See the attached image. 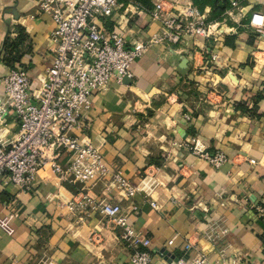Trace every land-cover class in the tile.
Here are the masks:
<instances>
[{"label": "crops", "instance_id": "obj_1", "mask_svg": "<svg viewBox=\"0 0 264 264\" xmlns=\"http://www.w3.org/2000/svg\"><path fill=\"white\" fill-rule=\"evenodd\" d=\"M260 2L248 0L243 11L219 25L214 38L153 46L133 64V80L113 81L93 97L85 128L76 135L138 185L134 196L107 190L106 181L60 182L49 168L37 174L28 193L0 188V218L7 209L21 212L11 223L13 235L0 227V264H131L120 230L89 206L74 204L84 196L119 204L151 240L155 264L168 263L164 250L177 259L194 258L197 252L187 251L188 244L212 262L224 251L229 262L264 264V226L255 217V206L264 205V36L254 37L245 26L252 12L264 13ZM116 18L131 43L147 42L161 29L151 12L132 5L120 8ZM19 27L29 34L32 52L16 66L26 67L36 85L53 62L54 24L39 12L37 0H0V75L9 71L4 44L17 37ZM17 132L9 116L0 136L13 139ZM157 150L165 159L161 175L141 180L157 169L148 163ZM201 153H223L227 162L217 169ZM211 226L217 244L205 237Z\"/></svg>", "mask_w": 264, "mask_h": 264}, {"label": "built area", "instance_id": "obj_2", "mask_svg": "<svg viewBox=\"0 0 264 264\" xmlns=\"http://www.w3.org/2000/svg\"><path fill=\"white\" fill-rule=\"evenodd\" d=\"M37 2L39 12L54 24L51 32L54 58L45 75L38 77L36 85L26 69H9L0 75V127L7 124L9 116L18 126L13 139L0 136V188L14 187L28 193L35 189L37 174L49 168L60 182L87 186L106 181L107 190L117 188L132 197L139 192L138 186H133L121 171L112 170L100 149L90 140L81 141L76 135V131L85 128L93 97L106 92L113 81L133 80V64L153 46H179L188 37L214 38L219 25L226 20L208 23L205 13L192 2L157 0L153 1L151 16L160 23V32L147 42L131 43L116 17L118 10L126 6L141 10L134 3L124 5L120 0ZM237 11L241 12L243 8L238 2H232L226 15L232 18ZM245 26L257 38L263 37L264 13L252 12ZM216 58L211 55L212 62ZM189 117L185 116L186 119ZM186 143L192 149V140ZM202 157L217 169L227 162L223 153H205ZM77 203L101 213L120 230L121 240L132 249L131 264H155L151 240L133 227L129 214L123 212L119 204L92 201L88 196L74 202ZM151 206L158 208L156 202H151ZM132 212L137 213L138 208L132 207ZM17 217L18 214L8 213L0 218V227L8 235H13L11 223ZM255 217L264 226V205L255 206ZM217 233L211 226L205 237L217 244ZM186 250L197 252V256L188 261L179 259L177 264L242 262L226 261L224 251L220 252V261L212 262L193 244H188Z\"/></svg>", "mask_w": 264, "mask_h": 264}, {"label": "trees", "instance_id": "obj_3", "mask_svg": "<svg viewBox=\"0 0 264 264\" xmlns=\"http://www.w3.org/2000/svg\"><path fill=\"white\" fill-rule=\"evenodd\" d=\"M124 5L134 3L139 6L141 11L151 12L154 8L153 0H120ZM194 6L201 13H206L208 23H217L227 20L226 12L232 8V2H238L241 7L248 5V0H191ZM257 35L255 34L254 37ZM32 52V42L29 34L21 27L18 28L16 38H8L3 47V63L9 69L22 68L23 65L16 66L21 63L23 58Z\"/></svg>", "mask_w": 264, "mask_h": 264}, {"label": "rangeland", "instance_id": "obj_4", "mask_svg": "<svg viewBox=\"0 0 264 264\" xmlns=\"http://www.w3.org/2000/svg\"><path fill=\"white\" fill-rule=\"evenodd\" d=\"M261 2V4H260V7H263V9H264V0H260ZM228 18V17H227ZM227 21V20H226ZM254 36H255V33L253 32L252 33ZM256 38H257V36H256ZM186 94H187V96L189 95V93L188 92H185ZM192 96V95H191ZM195 97V96H194ZM193 98H188L187 100H186V102L189 104V102H190V100H192ZM166 100H167V97L166 98H161L160 99V102L159 103H161V105H163V104H165L166 103ZM207 103V102H206ZM216 103H218V102H216ZM174 104H176V103H174ZM207 106H209L208 105V103H207ZM150 113H151V111H149L148 112V116L150 115ZM153 155H151V156H149V161H148V163H150V164H154V166L157 168L155 171H150L148 174H146V173H144L143 175H142V177H141V180H143V179H145V178H147V177H159L161 174V170L164 168V158H163V155H162V152H159V150H157V151H154V153H152ZM140 180V181H141ZM140 183V182H139ZM138 183V184H139ZM138 186V185H137ZM173 197V196H172ZM147 199L148 200H151L152 201V197L150 198V197H147ZM14 210V209H13ZM7 211H8V213L10 214V213H14V214H18V217L17 218H19V216H20V214H21V212L20 211H9L8 209H7ZM16 218V219H17ZM114 227V226H113ZM49 233V232H48ZM122 242H123V244L125 245V247H126V249H127V252H128V258H129V260H130V257H131V253H132V249L130 248V247H128V245H127V243H125L123 240H121ZM36 264H46V263H44V262H39V263H36ZM50 264V263H49ZM51 264H53V263H51Z\"/></svg>", "mask_w": 264, "mask_h": 264}, {"label": "water", "instance_id": "obj_5", "mask_svg": "<svg viewBox=\"0 0 264 264\" xmlns=\"http://www.w3.org/2000/svg\"><path fill=\"white\" fill-rule=\"evenodd\" d=\"M125 81L127 80V78L124 79ZM129 80V79H128ZM183 138H186L187 135L184 133ZM163 255L166 258V261L170 264H177L178 260L177 258H175L174 256H172L168 251H162Z\"/></svg>", "mask_w": 264, "mask_h": 264}]
</instances>
